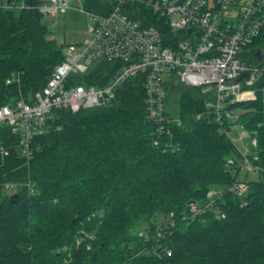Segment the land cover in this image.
I'll return each instance as SVG.
<instances>
[{"label": "trees", "instance_id": "1", "mask_svg": "<svg viewBox=\"0 0 264 264\" xmlns=\"http://www.w3.org/2000/svg\"><path fill=\"white\" fill-rule=\"evenodd\" d=\"M84 2L88 13L112 8V1ZM42 18L36 9L0 5V105L29 101L63 60V45L49 38ZM258 40L252 45L264 47V34ZM105 69L108 63H100L86 82L104 84ZM16 74L19 79L6 84ZM143 85L140 76L129 79L104 107L53 110L27 163L15 149L17 139L0 130V146L9 150L6 158L0 154V182L33 187L32 193L24 186L13 193L0 188V264H264V180H244V192L212 198L214 188L241 178L226 168L237 147L215 122L196 120L205 100L199 89L179 84L169 88L179 95V122L167 126V135L162 121L146 117ZM252 88L254 103L227 110L256 108L237 123L252 139L258 130L257 147L248 154H258L264 176L263 75ZM210 201L224 219L212 210L191 216L189 203ZM171 213L174 227L155 237V220ZM144 222L148 241L138 237Z\"/></svg>", "mask_w": 264, "mask_h": 264}, {"label": "built area", "instance_id": "2", "mask_svg": "<svg viewBox=\"0 0 264 264\" xmlns=\"http://www.w3.org/2000/svg\"><path fill=\"white\" fill-rule=\"evenodd\" d=\"M35 1L34 6L18 0H2L0 5L5 9L35 8L51 17L77 9L73 0ZM82 11L91 22L89 38L61 47L63 63L54 67L41 95L28 103L18 100L1 106L0 127L27 133L39 128V132L51 108L77 112L107 104L116 87L134 76L144 82L147 111L164 103L166 87L179 84L211 95L210 112H220L253 100L252 87L257 77L264 76L262 44L250 53L243 51L253 38L264 34V0H246L240 5L232 0H112V8L105 14ZM219 13H228L229 20ZM258 50L260 60L255 55ZM102 60L115 65L114 71L100 73L106 79L104 84L87 83L86 79L97 76L93 73ZM70 71L77 74L76 82L63 87L60 81ZM245 134L241 131L231 141L246 152L255 147L256 140H242Z\"/></svg>", "mask_w": 264, "mask_h": 264}, {"label": "bare ground", "instance_id": "3", "mask_svg": "<svg viewBox=\"0 0 264 264\" xmlns=\"http://www.w3.org/2000/svg\"><path fill=\"white\" fill-rule=\"evenodd\" d=\"M18 1L19 2L23 1V2L27 3V5H29V6H34V5L37 4V3L34 4V5L32 4V1H35V0H28V1H26V0H18ZM14 9H16V8H14ZM32 9H35V8H32ZM32 9H27V10H32ZM258 38H259V36L253 38L248 46H253L252 43H257L259 41ZM250 59H251V62H253V59L252 58H250ZM103 62L104 63H108V71H114L115 65L112 66L111 63H109L107 61H104V60L100 61L99 65H100V63H103ZM61 63H63V60H62ZM61 63H59V64H61ZM67 76H68V78L60 81V84L63 87H72L73 84L76 82L77 74L75 72H73V71H70L67 74ZM244 76H246V74L242 75L241 77H238L235 81L239 82ZM135 77L136 76H134V78ZM131 78H133V77H131ZM131 78H129V79H131ZM18 79H19V74L12 75L11 78L6 80V84H10L13 81H17ZM129 79H126V80L122 81L116 87L115 91L113 92V99L109 103L104 104V105H100V106H97V107H104V106H107V105L111 104V102L115 99L116 91H117L118 87L121 86L124 82L128 81ZM143 87H144V85H143ZM44 88H45V86L43 87V89ZM168 88H170V87H166L165 88V95H166V91H167ZM43 89L41 91H38L37 93L33 94V96L29 99V101H26V100H24L22 98L21 99H17L15 101L22 100L23 102H27V103L31 102V100H33L35 97H37V96L42 94ZM144 91H145V98H146L147 91H146L145 87H144ZM202 96H203V98L205 100V102H204V111H203V113H200V114H198L196 116V120H201V119H204V118L210 119L211 121H213V122H215L216 124L219 125L220 132L222 134H224L226 137H228L230 140H231V138H235L233 133L235 132L236 128L239 129L240 133H241V131H244L243 128L237 123L238 116L241 115L242 113L256 110V108H254V107L253 108L243 109L244 111L241 114H239V115H235L233 113V111L236 110V108H230L229 110H224V111H220V112H210V108H209V106H207V104H209L212 101H211V99L208 96H206V95H202ZM256 100H257V95L255 93V96H254L253 100L247 101V102H252L253 101V103H254V101H256ZM15 101L4 103V104L0 105V107L3 106V105L10 106ZM259 103L262 105L259 108H260V111L262 112V114L264 116V107H263L264 94L262 95L261 102H259ZM97 107H93V108H97ZM55 109H62V108H53V109L51 108V110L46 113L45 120L43 122L42 127L40 128V131L47 130L48 121H49V119L52 116L53 110H55ZM82 109H92V108H82ZM82 109H80V110H82ZM145 110H146V105H145ZM79 111H77V112H79ZM72 113H76V112H72ZM146 114H147L146 117H147L149 122L158 124L159 121L162 120L163 127L166 130L167 135L170 133V129L167 128V126H169L170 124L179 122V119H176L177 117L171 116L170 114L166 113L165 108H164V103L155 104L152 108H150V110H148V111L146 110ZM4 128H7L10 131V134L14 138L17 139V144H16V148L15 149L19 153V157L22 158L24 161H26V163L29 162V160H31V158H32V156L34 154V150H32L33 149L34 140H35V138L41 136V135H39L40 131L38 132L39 128L37 127L38 128L37 130H33L30 133L22 132V131L19 132L18 130H16L17 132H15L11 128L5 127V126L4 127H0V130L4 129ZM258 129L264 130V118H263V121L258 124ZM253 131L254 132L252 134H253V136H254V138L256 140V145H255L254 148H256L257 147V141H258V130H253ZM239 132L237 131V134ZM240 133L238 134V136L240 135ZM254 148H253V153L256 152ZM24 149L26 150L27 153H25ZM249 151L250 150H248L246 152L242 151V150L240 151L237 148V151H236L237 152V156H234L232 158H228L227 159L226 168H228V171L230 173H233V174L235 173L236 174L237 172H240V174L244 173V175H246V174H250V173H258V172H260V167L258 165H256V162L258 161V154L255 153L253 156H250L252 154H248ZM0 152L6 153V155H2L3 156L2 159L6 158L9 155V150L6 149V147H3V145L0 146ZM1 166H2V161H0V167ZM21 186L26 187L27 190L30 193L33 192V187H32L30 182H26L23 185H22V183H18V182H16V183H14V182H6V183L0 182V188H2V190L5 191V192H10L12 189L16 190L17 188H19ZM245 188H246V182L244 181V179H241V180L238 179L236 182H234L231 185L227 186L224 190L223 189L219 190L216 193V196L220 197L224 192L230 193V194H239V193L244 192ZM212 205H213L212 201H210L205 206L200 205V204H198L196 202H191V203H189L190 214H191L192 217H194V216L198 215L200 212H203V211H206V210H212L213 209ZM212 211L214 212V214L216 215V217L218 219H224L225 218V214L223 212H220L219 210H212ZM184 219H186V217ZM174 225H175L174 214L171 213L164 220L163 224L159 223V224L156 225V229L154 231L155 232V237L161 238L166 232H168L172 227H174ZM138 237L148 241V240H150L152 238V235L151 236L148 235L147 234V229H145V230H140L138 232ZM168 253H169V251H168Z\"/></svg>", "mask_w": 264, "mask_h": 264}, {"label": "rangeland", "instance_id": "4", "mask_svg": "<svg viewBox=\"0 0 264 264\" xmlns=\"http://www.w3.org/2000/svg\"><path fill=\"white\" fill-rule=\"evenodd\" d=\"M105 3L111 2L112 0H102ZM211 1V0H210ZM236 1L238 5L243 4L246 0H232ZM72 4L77 9H69L64 13H57L56 17H51L47 14L43 15V23H46L48 30H49V38L52 40H55V42L58 45H69V44H79L84 39L89 38V33L87 31L88 26H90L91 22L88 18V16L82 11L83 8L87 6L86 2L83 0H73ZM94 13V12H90ZM220 14V13H219ZM220 16L223 17L224 20H229L228 13L226 14H220ZM219 16V18H220ZM54 23H56V26H54ZM257 45L254 46H248L243 51L244 53H250L253 51ZM212 100V96H208ZM164 108L166 113L170 114L171 116L177 117L179 113V95L175 91H171L169 88L166 91L165 100H164ZM244 110L241 107L236 108V110L233 111L235 115H239ZM237 131L239 132V129L236 128L234 134V137L236 138L238 136ZM236 133V134H235ZM250 138L249 135L245 134V136L242 138V140H247ZM244 173L241 174V179H244L246 181H253V180H264V176L260 173H250L246 176H243ZM221 190V188H214L211 191L212 198L216 196V193ZM15 190L12 189L10 192L13 193ZM163 218L160 216L155 220L156 224L163 223ZM147 223H141L140 230L146 229ZM139 230V231H140Z\"/></svg>", "mask_w": 264, "mask_h": 264}, {"label": "water", "instance_id": "5", "mask_svg": "<svg viewBox=\"0 0 264 264\" xmlns=\"http://www.w3.org/2000/svg\"><path fill=\"white\" fill-rule=\"evenodd\" d=\"M255 55L257 56V60H260L261 50L256 51Z\"/></svg>", "mask_w": 264, "mask_h": 264}]
</instances>
